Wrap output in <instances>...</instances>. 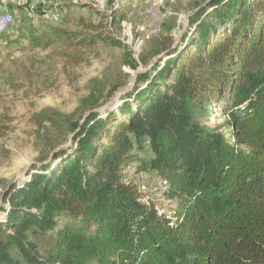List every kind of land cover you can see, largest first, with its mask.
Here are the masks:
<instances>
[{
  "label": "trees",
  "instance_id": "trees-1",
  "mask_svg": "<svg viewBox=\"0 0 264 264\" xmlns=\"http://www.w3.org/2000/svg\"><path fill=\"white\" fill-rule=\"evenodd\" d=\"M181 27L174 17L140 64L126 52L134 71L169 54L138 76L117 111L81 124L106 97L94 79L76 113L36 116L40 129L65 131L57 139L39 133V163L66 136L74 140L6 193L0 264H264V0H213L193 13L172 49ZM246 103L243 115L234 111ZM217 112L229 119L211 128ZM139 174L151 175L152 187L158 178L167 183L169 215L140 193ZM62 216L69 221L59 226ZM40 236L50 241L44 252Z\"/></svg>",
  "mask_w": 264,
  "mask_h": 264
},
{
  "label": "rangeland",
  "instance_id": "rangeland-1",
  "mask_svg": "<svg viewBox=\"0 0 264 264\" xmlns=\"http://www.w3.org/2000/svg\"><path fill=\"white\" fill-rule=\"evenodd\" d=\"M196 2L200 0H0V16L9 13L13 18L9 31L0 32V188L6 189L28 166L39 163L44 151L40 132L56 139L65 134L47 123L40 129L39 113L46 109L76 113L94 79L105 86V105L122 89L108 96L113 87L127 85L134 72L125 65L126 52L139 63L152 41L167 36L174 17L183 25ZM181 30L173 32L175 39ZM114 40L121 47L114 46ZM215 114L207 123L211 128L228 120ZM80 116L81 111L76 118ZM141 156L148 159L150 153ZM34 166L22 186L35 173ZM151 178L143 177L148 183ZM157 200L169 215L172 202L166 197ZM68 221L62 216L58 225ZM36 242L41 252L49 248L45 236Z\"/></svg>",
  "mask_w": 264,
  "mask_h": 264
},
{
  "label": "water",
  "instance_id": "water-1",
  "mask_svg": "<svg viewBox=\"0 0 264 264\" xmlns=\"http://www.w3.org/2000/svg\"><path fill=\"white\" fill-rule=\"evenodd\" d=\"M212 1L213 0H207L201 7L197 8L195 11H192V12H190L187 15V17H186V19H185V21H184V23L182 25V30L177 35V37L175 39V42H174V44L172 46V49H175L178 46V44L180 43L181 39L183 38V36H184V34H185L186 30H187V27H188V24H189V20H190V17L192 16V14L195 13V12H199L203 7H206ZM168 54H169V51L168 52H164V53H162V54L154 57L152 59L151 63L146 68H144V69L138 68L137 70H135L133 72V74L131 75L128 84L124 88H122L120 90H117L105 105H103L100 108L95 109V110H93L91 112L85 113L81 124H84V122L86 121L87 117L90 114H92V113L103 114L107 110H110V108L113 105H116V104L117 105H120L122 99L124 97H126L128 94H130L133 91V89L135 88L136 83H137L138 76L140 74H143L145 72L150 71L158 62H160L161 60H163ZM73 138H74V136H71L70 139H69V141L67 142V144H63V145L57 147L54 151H52L51 154H50V156H49V158L44 163H42V164L41 163H33L32 165L28 166L24 170L23 173L18 174L16 176L15 180L9 185V187L7 188V190L4 192L3 197L0 199V211H1L2 205L4 203V197H5L6 193L12 187H14V186L22 183L26 179V177H27V175H28L29 170H30L31 167L34 166V165L35 166L36 165L37 166H41V165L48 164L49 162H51L56 154L60 153L61 151L65 150V149H67L72 144Z\"/></svg>",
  "mask_w": 264,
  "mask_h": 264
},
{
  "label": "bare ground",
  "instance_id": "bare-ground-1",
  "mask_svg": "<svg viewBox=\"0 0 264 264\" xmlns=\"http://www.w3.org/2000/svg\"><path fill=\"white\" fill-rule=\"evenodd\" d=\"M8 14L0 16V32L2 33L8 32L9 28L13 25V18L12 16ZM247 107H248V103L244 104L243 106L236 107L234 111L243 115L244 112L247 110ZM132 174H133V168L132 166H128L124 171V182L127 185L132 184V178H131ZM145 176L146 175H140L137 177L138 188H139L140 193H142L144 196H147V195L153 196L156 199L163 198L169 190L167 183L163 179L158 178L156 179V182L154 183V186L152 187V186H149L148 185L149 183L143 179V177ZM139 177L141 180H139ZM171 207L172 206H170V208ZM158 211L160 214H167L169 212V209L166 207L160 206L158 208Z\"/></svg>",
  "mask_w": 264,
  "mask_h": 264
}]
</instances>
